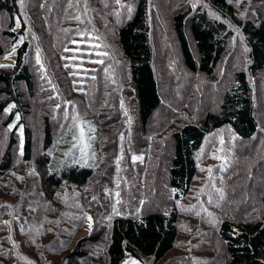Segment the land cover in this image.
<instances>
[{"label":"rangeland","instance_id":"1","mask_svg":"<svg viewBox=\"0 0 264 264\" xmlns=\"http://www.w3.org/2000/svg\"><path fill=\"white\" fill-rule=\"evenodd\" d=\"M44 1L24 0L23 7L20 5L25 28L22 29L21 21L16 27L15 21L13 31L16 37L9 35L13 32L10 18L0 14V43L3 47L0 65L11 66L0 67V76L16 69L18 49L23 44L28 47L22 63L33 76V93L23 84H19V91L22 94V111L28 113L27 121L36 143L33 165H25L19 157L15 170L0 187V206H11L0 207V217L5 216L0 219V247L15 257V260L0 259V262L27 264L30 260L34 264H67V254L76 243L94 232L103 238L100 236V244L89 246L88 252L94 260L102 258L105 262L109 228L118 214L146 215L155 210H167L171 205L167 185L170 150L166 146L167 141L158 139L156 133L148 137L139 136L140 126L134 107L127 115L126 111H122L118 99L121 94L131 93V85H128L126 62L119 54L115 40L110 38L104 46L90 37L86 43L77 45V51H65L64 40L71 29L65 26L58 28L55 20L62 18V11L65 14L67 10L66 17L73 12L71 7L64 10L61 7L65 1L72 0H63L59 5H54L56 0H51L52 3L46 6L42 4ZM129 2L131 0L126 5ZM191 3H197V7L192 8ZM229 4L240 20L264 22V0H242V3L233 0ZM176 10L182 14L193 10L206 11L211 19H214L212 13H215L221 20H214L226 24L228 46L213 76L195 75L185 69L172 23ZM150 18L156 76L164 100L163 109L154 122L157 130L168 131L169 124L180 120L172 119L171 107L181 110L177 109L178 117L195 120L203 108L215 105L219 96L217 92L224 89L235 71L249 72V49L241 29L206 0H151ZM90 31L93 32L92 29ZM20 37L24 38L23 41L16 47L15 54L10 55ZM37 49L40 50V64L36 63ZM96 60L103 63L91 62ZM102 81L106 86L101 87ZM252 83L259 136L254 141L242 143L237 141L230 129H226L207 139L199 152V175L191 194L188 199L177 203L181 216L176 247L159 263L144 258L141 264H224L226 254L218 235L221 222L225 219L264 218V73L252 78ZM2 88L0 84V90ZM192 97L196 103L187 106L185 102ZM7 100V94L0 93V106ZM179 102L185 106L179 105ZM126 103L124 101V105ZM112 105L118 106L116 111L123 119L129 116L131 123L124 121L117 125L118 121L101 130L96 143L91 137L96 136L97 125L101 123L99 120H105L109 115L119 117L115 111L110 113ZM10 113L0 111V157L12 136H16L19 143L15 149L18 153L16 157L21 156V140L24 144L18 120L14 119V126L8 129ZM47 120L54 128L55 142L66 133L64 139L71 141L66 142L68 151L71 148L79 150L87 144L84 159L98 164L88 186L77 189L65 185V190L50 200L37 185V181L38 184L41 182L37 166L39 155L44 150ZM89 125L95 131H89ZM81 127L85 132L83 141L79 136ZM153 145L157 146L154 150ZM134 156L142 159L133 162ZM117 159L120 160L118 165ZM152 160L156 166L150 168ZM117 192L119 197L115 195ZM117 199L119 203H116ZM88 216L92 217V221L87 219ZM109 216L111 219H108ZM5 221L11 224H5ZM12 241L18 247H13ZM131 259L134 258L128 256L126 260Z\"/></svg>","mask_w":264,"mask_h":264},{"label":"trees","instance_id":"2","mask_svg":"<svg viewBox=\"0 0 264 264\" xmlns=\"http://www.w3.org/2000/svg\"><path fill=\"white\" fill-rule=\"evenodd\" d=\"M50 1L45 0L42 4L46 6L52 3ZM62 1L56 0L54 5H59ZM127 1L121 0V4L126 5ZM206 1L241 29L249 49V72L235 71L224 89L217 92L219 96L215 105L208 109L203 108L200 116L195 120L178 117V108L171 107L172 119L180 118V120L175 124H169L168 131L157 130V124L154 122L155 117L163 109L164 100L155 69L156 53L150 18L151 0H131L127 4L132 9L130 18L127 9L115 4V0H72L62 3L63 10L71 7L73 11L67 17V10L65 14L62 11V18L55 20L58 28L65 26L71 29L67 31L64 40L68 51H77V45L86 43L85 41L90 37L104 46H107L106 43L110 38L117 43L118 52L127 65L128 85H131V93L121 94L122 97H119L118 101L123 103V112L128 113L134 107L140 126L139 136L148 137L156 133L158 139L167 141L166 146L170 150L167 185L168 193H171V205L167 210H155L140 216L124 212L116 216L109 228L105 262L102 258L94 260L95 258L88 252L89 246L100 244L103 238L102 235L94 232L93 235L83 237L76 243L73 250L67 254V264H124L128 256L138 261L144 258L154 260L155 263L163 261L174 250L179 239L181 214L177 203L188 199L191 194L199 175V152L207 139L226 129H230L237 141L242 143L254 141L259 136L260 125L252 78L264 73V22L240 20L227 0ZM117 12L118 17L115 15ZM0 14L10 18L12 31L15 29L14 23L17 19L21 21L22 29L25 28L19 0H0ZM76 17H79V20ZM172 23L185 69L195 75L213 76L227 50L229 34L226 24L211 19L208 13L202 10L183 14L176 10ZM21 34L24 35V32ZM9 35L14 37L15 32ZM27 48V44H23L22 48L18 49L16 69L0 76V84L3 86L0 93L8 96V100L0 106V111L3 112L11 104L15 105L16 109L14 107L11 110L8 123L12 124L15 116L19 114L17 126H23L24 137L23 155L16 157L18 153H15V149L19 143L16 136H12L0 157V187L6 183L10 172L15 170L16 159L21 157L22 163L29 166L33 165L35 160V138L27 121L28 113L22 111V94L19 91V84L25 85L31 94L34 88L33 76L28 67L22 63ZM1 54L3 47L0 43ZM104 86H106L105 81H102L101 87ZM188 99L189 102H185L187 106L191 107L196 103L193 97ZM124 101H127V105H124ZM133 101L134 105H132ZM178 104L185 106L181 102ZM110 108V113L115 111L119 117L109 115L105 118L106 122L103 119L99 120L101 123L97 125L96 136L93 135L96 143L101 130L110 128L118 121L117 125L129 121V116L123 119L121 113L116 111L118 106L112 105ZM65 136L66 133L62 139L55 142L54 128L47 120L44 150L39 155L37 166L41 182L38 184L37 181V185L48 200L65 190V185L77 189L88 186L98 169L97 163L82 159L77 148L68 151L66 142L71 141L65 140ZM155 147L157 146L153 145V150ZM74 159L79 163H73ZM149 166L150 168L156 166L153 160ZM262 210L264 212V199ZM2 216L0 219L5 218ZM218 235L226 254L224 264H264V218L241 221L225 219L218 228ZM8 254L10 253L4 252L0 247V259L15 260V257Z\"/></svg>","mask_w":264,"mask_h":264},{"label":"snow or ice","instance_id":"3","mask_svg":"<svg viewBox=\"0 0 264 264\" xmlns=\"http://www.w3.org/2000/svg\"><path fill=\"white\" fill-rule=\"evenodd\" d=\"M227 2H228V3H232L233 0H227ZM236 2H237V3H242V0H236ZM19 3H20V5H21V7H23V5H24V0H19ZM115 4L120 5V7H122V8H126L127 11H128V14H129V18H130V16H131V11H132L131 6L121 4V0H115ZM190 6H191L192 8H196V7H197V3H191ZM201 6H204V5H201ZM106 7H107V5H106ZM115 15H117V17H118V16H119V13L117 12V13H115ZM212 15H213L214 19H216V20H221V17H220L219 15H216L215 13H212ZM76 19L79 20V17H76ZM19 26H20L19 19H17V20H16V27H19ZM23 39H24L23 37H20L19 40L17 41V44H14V45H13V47H12V52H11L10 55L15 54V52H16V47L18 46L19 43H21V42L23 41ZM73 43H75V41H73ZM65 51H68V49L66 48ZM97 55H107V53H103V54L97 53ZM5 58H8V57H5ZM91 62L101 63V64L103 63L102 60H96V61H91ZM36 63H37V64H40V63H41V60H40V50H39V49L36 50ZM0 67H11V66H10V65H0ZM92 78L95 79V77H92ZM14 107H15L14 104H13V105H9L8 108L5 109V112H6V113H10V112H11V109L14 108ZM121 107H123V103H121ZM125 114L127 115V112H125ZM19 119H20V116H19V114H17V115L15 116V120H19ZM129 123H131V118H129ZM13 126H14L13 124H9V125H8V129L11 130ZM88 130H89V131H95V129H94L91 125L88 126ZM19 133H20L21 136H22V134H23V126H21V127L19 128ZM79 136H80V140L83 141V140H84V136H85V132H84V128H83V127H81L80 130H79ZM91 139H94V137L91 138ZM121 139H123V134H121ZM223 143H224V142H223V140H222V141H221V144H223ZM74 147H75V145H74ZM87 147H88V145H87V144H84V145L79 149V154H80V157H81L82 159H83V158L85 157V155H86V151H85V150L87 149ZM20 155H23V141H22V140H21V146H20ZM66 155H67V153H66ZM132 159H133V162H135L137 159H142V157H135V156H134ZM73 163H79V161L76 160V159H74V160H73ZM119 163H120V160L117 159V160H116V164L118 165ZM208 171L211 172V169H209ZM33 174H34V173H33ZM18 179H23V178H22V177H18ZM117 186H119V182H117ZM173 192H175V189H173ZM57 195H58V194H57ZM115 195H116V197H119L120 194L117 192ZM221 196H223V193H221ZM93 199H95V197H93ZM119 202H120L119 199H117V200H116V203H119ZM0 207H11V206H10V205H3V206H0ZM34 210H35V209H33V211H34ZM165 214L167 215V213H165ZM196 214L198 215L199 213H196ZM209 215H211V213H209ZM87 219H88L89 221H92V217H91V216H88ZM108 219H111V216H109ZM5 224L10 225L11 222H10V221H5ZM89 227L91 228V224L89 225ZM21 231L23 232L24 229L21 228ZM49 231H50V229H49ZM9 239H11V238L9 237ZM12 244H13V247H18V245H16L15 241H12ZM20 258H21V259H27L26 257H20ZM27 264H34V262L28 260ZM124 264H141V262L138 261V260H136V259H131V260H126V261H124Z\"/></svg>","mask_w":264,"mask_h":264}]
</instances>
